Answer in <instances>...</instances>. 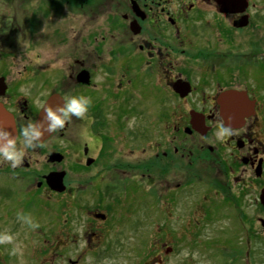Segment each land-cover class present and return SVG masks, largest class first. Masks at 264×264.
<instances>
[{"label": "flooded vegetation", "instance_id": "obj_1", "mask_svg": "<svg viewBox=\"0 0 264 264\" xmlns=\"http://www.w3.org/2000/svg\"><path fill=\"white\" fill-rule=\"evenodd\" d=\"M263 3L0 0V109L21 146L50 95H96L85 120L25 149L18 167L0 162V232L20 248L0 245V264H128L134 247L181 242L171 228L184 214L194 231L215 216L232 231L234 216L246 264L264 240ZM48 64L61 73L40 71ZM221 124L232 132L223 140ZM162 252L151 264L174 253Z\"/></svg>", "mask_w": 264, "mask_h": 264}, {"label": "rangeland", "instance_id": "obj_2", "mask_svg": "<svg viewBox=\"0 0 264 264\" xmlns=\"http://www.w3.org/2000/svg\"><path fill=\"white\" fill-rule=\"evenodd\" d=\"M264 4V3H263ZM264 10V7L261 8ZM27 24H31L30 20H27ZM31 33V32H29ZM27 37V36H26ZM41 45L39 48L41 58L46 60V52L47 47L44 44V41H40ZM30 48V45H28ZM27 46V47H28ZM25 46H23V50ZM26 55L28 57L33 56L31 52H27ZM15 57H18L16 54ZM62 56H55L58 58ZM52 64V63H51ZM50 65V64H48ZM56 68L53 65L50 67L40 68L41 70H45L44 74H49L51 77L58 76L61 73L59 70H55ZM263 84H264V72H263ZM96 79V78H95ZM70 96H79L77 93L70 94ZM92 102H96V95L93 94L91 98ZM120 115V116H119ZM121 114H104V120L106 123H113L120 121ZM127 117H130L129 115ZM132 117V116H131ZM149 117V116H148ZM138 118H141L139 115ZM123 122V120H121ZM133 121V119H132ZM131 120L127 121L128 123L132 122ZM142 122V120H140ZM126 124V122H124ZM218 212V211H217ZM216 212V214H217ZM219 214H223V210H219ZM185 215V214H184ZM183 215V217H184ZM182 217V220H183ZM234 217V216H233ZM232 217V231L228 228L227 223L222 216H215L214 220L203 221L199 225H197L195 231L193 230L192 226H189L186 221L191 222L190 217L187 216L178 222L175 229L171 228V230L176 232H181V236H183L181 242H173V243H150L149 250L147 249V244L134 247L133 248V259L131 261L138 264H142L143 262L146 263H153L154 259L151 257H155L156 255H160V252L171 248L174 253H169L168 255L162 254L163 264H180L182 258H186L187 255L191 256V261L194 264H225L226 256L224 252H226L225 247L230 249V257H229V264H242L239 253L242 250V243H243V231L239 227L238 221L234 220ZM247 230L252 228L251 224L247 221L246 223ZM150 231L156 232L157 229L151 228ZM255 229L253 228L252 234H255ZM225 234H229L230 238H224ZM190 238L189 236H193ZM263 241V242H262ZM229 244V245H228ZM135 245V244H134ZM163 245V246H162ZM252 247L250 251V263L251 264H264V240L262 238H254L252 242ZM148 251V252H147ZM147 252V253H146ZM118 262H121V259H118ZM247 264L249 263L248 258L245 259ZM128 263V264H129ZM100 264H107V262H101ZM117 264V263H114ZM157 264V263H156Z\"/></svg>", "mask_w": 264, "mask_h": 264}, {"label": "clouds", "instance_id": "obj_3", "mask_svg": "<svg viewBox=\"0 0 264 264\" xmlns=\"http://www.w3.org/2000/svg\"><path fill=\"white\" fill-rule=\"evenodd\" d=\"M64 99L62 105L53 108L51 105L43 107V116L39 121L28 123L20 135L23 138L21 146L18 140L6 130H0V162H7L12 168L18 167L25 156V149H35L43 146L45 133L51 134L65 128L73 118L85 120L91 105V99L85 96H70ZM87 135V130L84 131ZM232 135L231 129L221 124L217 131V138L223 140ZM29 227L35 229L39 224L30 217L18 216ZM15 237L8 231L0 232V245H13L11 255L20 253V248L14 243Z\"/></svg>", "mask_w": 264, "mask_h": 264}, {"label": "water", "instance_id": "obj_4", "mask_svg": "<svg viewBox=\"0 0 264 264\" xmlns=\"http://www.w3.org/2000/svg\"><path fill=\"white\" fill-rule=\"evenodd\" d=\"M232 3H234V1H232ZM77 81L81 82V83H88L89 82V78H88V74L83 71L82 73H80L77 76ZM223 100V94L220 95V101ZM64 102V100L62 99V97L59 94H52L50 95L44 102L39 115H38V119L36 121H39L42 116H43V107H46L48 105H51L53 108H55L57 105H62ZM12 119L10 117V115L3 111L2 109H0V130H6L8 132H10L12 134V136L15 137V132H13V126H12ZM49 134L45 133V138L48 136ZM44 138V139H45ZM57 160L61 159V156L58 155V157H56ZM48 180H52V182L54 183V186H59L61 185V173H54L52 175H50L48 178ZM60 181V182H59Z\"/></svg>", "mask_w": 264, "mask_h": 264}]
</instances>
